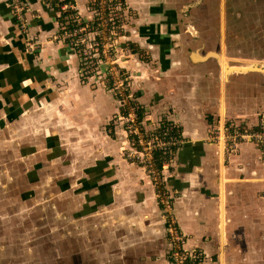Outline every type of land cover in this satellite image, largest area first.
Returning a JSON list of instances; mask_svg holds the SVG:
<instances>
[{
  "label": "crops",
  "instance_id": "0c3cea01",
  "mask_svg": "<svg viewBox=\"0 0 264 264\" xmlns=\"http://www.w3.org/2000/svg\"><path fill=\"white\" fill-rule=\"evenodd\" d=\"M20 1L26 34L12 16L11 0H0V142L12 149L8 157L21 160L17 165L30 167L29 182L36 185L51 176L55 184L48 178L47 187L75 190L78 216L91 219V227L77 223L76 254L71 259L69 250L61 261L170 264L153 187L142 165L120 153L126 143L117 120L120 102L103 83V74L83 77L79 54L53 39L60 18L53 3ZM125 2L118 55L134 101L142 107V123L153 130L171 122L182 140L163 179L187 238L185 248L203 256L205 264H264V167L258 148L242 144L240 153L222 165L207 142L221 104L236 123L254 124L264 117V76H226L214 58L196 60L213 44L198 53L191 39V21L185 20L191 18L192 0ZM27 40L41 48L27 47ZM60 229L51 226L49 233H73L69 221ZM8 234L0 229L4 245Z\"/></svg>",
  "mask_w": 264,
  "mask_h": 264
},
{
  "label": "built area",
  "instance_id": "2783aa9c",
  "mask_svg": "<svg viewBox=\"0 0 264 264\" xmlns=\"http://www.w3.org/2000/svg\"><path fill=\"white\" fill-rule=\"evenodd\" d=\"M48 2L54 3L61 17L53 39L65 42L79 54L83 77L103 74V83L121 104L117 120L124 128L129 146L126 159L142 165L159 203H168L169 199L172 203L173 196L164 187L163 174L169 170L171 156L181 146L182 140L177 126L171 122L153 130L142 123V108L133 99L129 76L122 70L118 55L126 27L125 0H88L80 5L71 0ZM11 10L19 28H24V5L20 0H11ZM85 13L91 14L90 21L82 16ZM26 46L31 47L30 44ZM207 142L216 148L222 165L240 153L242 144L254 145L264 166V117L258 116L254 124L247 121L236 123L220 112L211 124ZM219 173L223 179V171ZM262 181L264 183V178ZM261 197L264 198V190ZM170 221L167 229L170 264H205L199 253H189L183 232L172 218Z\"/></svg>",
  "mask_w": 264,
  "mask_h": 264
},
{
  "label": "rangeland",
  "instance_id": "374dc122",
  "mask_svg": "<svg viewBox=\"0 0 264 264\" xmlns=\"http://www.w3.org/2000/svg\"><path fill=\"white\" fill-rule=\"evenodd\" d=\"M206 3L209 15L203 20H211L216 25L215 34L209 40L213 44V49L221 51L222 37L224 42L222 50L228 62L264 63V0H206ZM25 15L24 13V18ZM82 16L90 19L91 14L85 13ZM20 30L26 34L28 24L25 23V27ZM33 42L27 40L26 45L30 44L29 48L34 46L41 48V44ZM132 96L134 99L133 93ZM1 144L0 142V229L8 230V236L13 240L9 244L7 238L5 244L7 246L0 242V264H68L61 260L66 259L65 255L69 250L71 259L76 254L74 246L77 245L76 239L80 238L76 233L77 223L87 227L92 225L90 218L82 219L78 216L81 205L77 200L76 191L47 187L45 184L48 178L55 184L51 176L41 179L36 185L32 181H27L24 163L19 165L21 170L19 172L17 162L21 160L8 157L7 152L12 156V149H7L6 145L3 147ZM128 147L126 141L125 147L120 150L124 159ZM49 173L52 175V172ZM146 180L150 183L147 175ZM150 185L153 187L151 183ZM155 195L154 192V198ZM154 200L164 221L165 237L169 244L167 229L171 218L178 226L173 212V199L172 203L171 199L168 203L166 201L159 203L156 198ZM68 221L69 225H72L73 233H49L51 226L54 230H59L61 223L68 225ZM66 244L72 245L71 249H68ZM127 244L126 242L125 246ZM120 251L124 252L123 249ZM170 252L171 248L167 256Z\"/></svg>",
  "mask_w": 264,
  "mask_h": 264
},
{
  "label": "flooded vegetation",
  "instance_id": "af4514ba",
  "mask_svg": "<svg viewBox=\"0 0 264 264\" xmlns=\"http://www.w3.org/2000/svg\"><path fill=\"white\" fill-rule=\"evenodd\" d=\"M196 2H197V0H192L191 18H188V20L191 21V26L194 27V29L198 33V41L203 43V45H201L202 47H200L199 45L196 44L198 53H200L201 49L202 48H203V50L206 49L207 48L206 46L210 43L209 40H210L211 36L215 34L216 25H215V22L213 23L211 20H203V18L206 19V17H205L206 15H209V12L206 11V7H205L206 5H208L206 3V0H201L198 5L193 6V4ZM225 14H226V10H225ZM226 17H227V15H226ZM191 39H193L192 36H191ZM193 41H194V39H193ZM211 49L213 50V47H211ZM21 164H23V162ZM21 164H19V165H21ZM24 164H23V167L25 166L24 170L27 171L26 172L27 173V181H30V179H31L30 167L26 165L27 163L25 165ZM19 165H18V170L20 172L21 170H20Z\"/></svg>",
  "mask_w": 264,
  "mask_h": 264
},
{
  "label": "water",
  "instance_id": "95a60500",
  "mask_svg": "<svg viewBox=\"0 0 264 264\" xmlns=\"http://www.w3.org/2000/svg\"><path fill=\"white\" fill-rule=\"evenodd\" d=\"M200 1L201 0H197V2L193 4V6L198 5ZM185 21L187 23L189 22L187 18H186ZM187 25H188V27L187 26L186 27L188 28L191 36L195 39V43L197 45H199L200 47H202L201 45H203V43L198 41L197 31L189 23ZM214 51H215V49H213L212 51L208 52L204 56H201V57L198 56L199 58L196 59V60L204 61L207 57H210L211 59L214 58L216 60V63H219L220 52H214ZM226 62L229 64L228 67L231 68V70L233 68L232 73H236V72H242V73L255 72V73H260L261 74V73L264 72V63L263 62L253 61V63H251L252 66L249 67L248 69H246L248 63H245V62H237V63H230L228 61H226ZM226 76H227V70H226Z\"/></svg>",
  "mask_w": 264,
  "mask_h": 264
},
{
  "label": "bare ground",
  "instance_id": "6f19581e",
  "mask_svg": "<svg viewBox=\"0 0 264 264\" xmlns=\"http://www.w3.org/2000/svg\"><path fill=\"white\" fill-rule=\"evenodd\" d=\"M226 61H227V58H226L225 54L223 53V51H221L220 52L219 62L221 63L222 75H223V71H226L227 70V76H228V74L230 75L232 73L233 68L231 70V68L228 67L229 64ZM245 63H248L247 64V67H246V69H248L249 67L252 66L251 63H253V62H250L249 63V61H245ZM261 74H262V76H264V72L261 73ZM219 110H220L221 113L224 112V106L222 104L220 105V109ZM219 162L222 163L221 156L219 157Z\"/></svg>",
  "mask_w": 264,
  "mask_h": 264
},
{
  "label": "trees",
  "instance_id": "16d2710c",
  "mask_svg": "<svg viewBox=\"0 0 264 264\" xmlns=\"http://www.w3.org/2000/svg\"><path fill=\"white\" fill-rule=\"evenodd\" d=\"M55 11L56 12H58V10L55 8ZM61 22V17L59 18V23ZM130 47H132V46H130ZM261 191H262V189H261Z\"/></svg>",
  "mask_w": 264,
  "mask_h": 264
}]
</instances>
